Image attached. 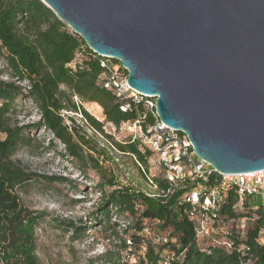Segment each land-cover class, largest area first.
I'll use <instances>...</instances> for the list:
<instances>
[{"label":"trees","instance_id":"1","mask_svg":"<svg viewBox=\"0 0 264 264\" xmlns=\"http://www.w3.org/2000/svg\"><path fill=\"white\" fill-rule=\"evenodd\" d=\"M0 59L6 62L12 76L28 80L32 87L24 94L16 84L0 81V134L4 136L0 139V264H42L37 255L36 231L49 214L26 207L20 192L40 178L49 182L69 181L64 177L29 172L14 160L15 155L38 141L36 135L44 130L50 137L48 150L59 143L64 147L59 155L61 158L79 163L78 168L83 171L93 169L103 175L105 169L94 154L103 157L105 152L81 134L74 117H68L73 125L70 129L62 116L63 111L81 112L94 133L105 136L119 154L135 158L145 166L146 172L150 151L143 153L138 142H116L104 133V123L76 103L74 97L81 102L98 104L106 122L117 128L135 121L142 109L127 112L120 109L115 96L99 83L105 72L101 58L40 0H0ZM25 98L37 105L42 119L20 126L17 114L22 112L21 101ZM154 182L157 190L147 194L117 185L113 178L104 179L96 189L102 193V198L94 206L91 225L79 226L73 221H54L53 224L71 232L74 241L86 237L90 226H108L111 236L107 240L121 250L114 258H106L111 252L108 250L98 255L102 258L106 254L100 261L102 264H131L132 255L137 257V264H163L169 256H172L170 264H264V243L259 242L264 228L263 210L237 213L233 209L237 199L229 192L220 207V219L228 222L250 218L246 234L240 236L232 229L227 235L234 244L231 250L211 244L203 247L197 242L195 222L188 214L190 206L181 201L186 189L169 183L163 175L156 177ZM111 207H117L118 215L132 218L131 232L125 233L129 234L132 246L127 245L124 236L111 224ZM148 223L152 227L147 226ZM158 236L168 237V243L156 244L154 240Z\"/></svg>","mask_w":264,"mask_h":264},{"label":"water","instance_id":"2","mask_svg":"<svg viewBox=\"0 0 264 264\" xmlns=\"http://www.w3.org/2000/svg\"><path fill=\"white\" fill-rule=\"evenodd\" d=\"M222 174L264 170V0H40Z\"/></svg>","mask_w":264,"mask_h":264},{"label":"built area","instance_id":"3","mask_svg":"<svg viewBox=\"0 0 264 264\" xmlns=\"http://www.w3.org/2000/svg\"><path fill=\"white\" fill-rule=\"evenodd\" d=\"M70 31L73 35L78 36L71 29ZM100 58V64L105 69L99 79L100 85L115 96L123 112L142 109L138 118L135 121L123 123L121 130L127 133L129 141L140 143L141 147L157 156L158 164L162 168V175L169 183L180 185L186 189L181 201L190 206L188 214L190 219L195 222L198 244L203 247L211 244L224 247L227 250L233 249L234 244L227 239V235L232 229H236L238 235L244 236L248 226L247 221L250 222V218L242 217L223 222L220 219V207L225 203L228 193L233 192L237 199L233 209L237 213H248L250 210L258 209L264 211V170L243 174H222L205 161L197 158L189 138L185 134L175 132L159 120L155 110L156 100L141 95L128 85V72L122 64L119 61ZM0 81L16 84L21 87L24 94H28L32 88L28 80L12 76L8 65L1 59ZM21 106L22 112L17 114L20 126L34 124L42 119L39 108L31 99H22ZM71 115L81 118L88 126L81 112L63 111L62 116L65 118V124L70 129L73 125L68 117ZM44 132L41 130L39 133ZM109 145L114 152L119 154V151L111 143ZM136 163L153 190L152 193L147 194H153L157 190L154 182L156 177L145 174L144 167L139 162L136 161ZM212 178H214V182L211 184ZM97 194V203H99L102 193L98 192ZM117 211V207H111L110 222L115 225L119 234L124 236L130 247L132 240L129 234L125 233L131 232L132 218L127 215H118ZM154 242L167 244L168 237L158 236ZM259 242L264 243V228L260 232ZM145 249L144 245L143 250ZM244 249L242 247V250ZM104 251L105 247L103 246L100 254ZM171 257L169 256L163 264H170ZM137 262V257L132 255L130 263L137 264Z\"/></svg>","mask_w":264,"mask_h":264},{"label":"rangeland","instance_id":"4","mask_svg":"<svg viewBox=\"0 0 264 264\" xmlns=\"http://www.w3.org/2000/svg\"><path fill=\"white\" fill-rule=\"evenodd\" d=\"M74 101L104 123L105 134L119 143L129 141L127 133L121 130V126L117 128L106 122L103 110L98 104L81 102L82 100L77 97H74ZM74 118L80 126L81 134L105 152L103 157L94 154L105 169L104 179L113 178L117 185L132 187L145 193L153 192L144 173L131 156L117 154L111 149L105 136L94 133L81 118L76 116ZM3 137L0 134V139ZM49 138V135L45 133H38L36 135L38 141H34L31 147L20 149L14 157V160L29 172L64 177L69 181L67 183L49 182L40 178L28 184L20 192L21 200L26 207L49 214V218L36 231L39 261L42 264H102L100 261L104 260L103 257L106 254L102 258H98V255L103 246L105 250L111 251L106 258L118 257L121 248L113 244V241L107 242L111 236L108 226L102 228L90 226L91 230L87 232L86 237L74 241L71 232L58 229L57 224H53L54 221L62 223L73 221L79 226L91 225L89 221L94 215L95 204H98L96 189L104 179L103 175H99L93 169L83 171L78 168L79 163L61 158L59 155L64 151L63 145L56 143L55 148L48 150ZM141 150L143 153L148 151L143 147ZM147 161L146 173L151 177L162 176V168L158 164L157 156L150 152ZM143 167L145 169V166ZM80 221L85 224H81ZM247 223L249 224L248 221ZM147 226L152 227L149 223ZM92 238L97 242H91Z\"/></svg>","mask_w":264,"mask_h":264}]
</instances>
